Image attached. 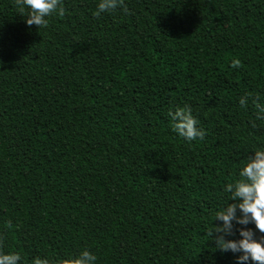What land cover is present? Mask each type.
<instances>
[{"label": "trees", "instance_id": "16d2710c", "mask_svg": "<svg viewBox=\"0 0 264 264\" xmlns=\"http://www.w3.org/2000/svg\"><path fill=\"white\" fill-rule=\"evenodd\" d=\"M97 2L38 28L0 0V251L236 264L207 233L264 148V0ZM180 107L202 140L172 130Z\"/></svg>", "mask_w": 264, "mask_h": 264}, {"label": "clouds", "instance_id": "9594fccd", "mask_svg": "<svg viewBox=\"0 0 264 264\" xmlns=\"http://www.w3.org/2000/svg\"><path fill=\"white\" fill-rule=\"evenodd\" d=\"M16 3L28 26L47 27V17L54 13L64 15L61 0H16ZM122 6L123 0H98L95 14ZM238 65L239 62L235 61L234 66ZM239 103L243 106L246 100L242 98ZM257 108L259 118L264 119V106L257 105ZM169 116L172 130L185 141L204 138V130L197 126L198 121L190 108H176L169 112ZM252 153L239 167L236 179L225 184L223 191L230 194V199L219 206L213 220L219 224L212 223L207 233L219 251L236 255V264H249L250 261L252 264H264V148ZM20 261L18 253L0 251V264H20ZM33 264H96V257L83 250L78 255L54 261L37 257Z\"/></svg>", "mask_w": 264, "mask_h": 264}]
</instances>
